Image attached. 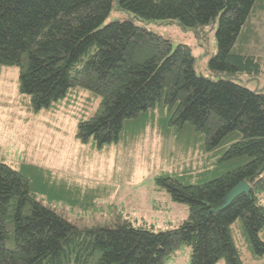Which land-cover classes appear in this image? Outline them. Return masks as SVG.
Wrapping results in <instances>:
<instances>
[{
	"label": "trees",
	"instance_id": "trees-1",
	"mask_svg": "<svg viewBox=\"0 0 264 264\" xmlns=\"http://www.w3.org/2000/svg\"><path fill=\"white\" fill-rule=\"evenodd\" d=\"M114 5L130 18L101 27ZM259 11L264 0H0V68H18L23 108L38 114L71 90L88 91L99 104L77 123L75 140L97 148L118 143L126 124L139 131L158 111L162 133L196 153L191 169L205 170L197 184L191 175L187 182L171 174L155 179L188 208L175 229L138 228L128 220L80 229L35 199V188L50 193V170L0 162V264H164L183 244L190 264H243L238 231L252 258L264 257V93L232 82L238 73L261 70L260 58L241 53ZM216 18L218 52L208 67L217 81L196 75L188 46L173 49L135 23L186 29ZM206 176L212 179L200 183ZM240 182L250 192L220 209ZM67 192L63 187L58 195Z\"/></svg>",
	"mask_w": 264,
	"mask_h": 264
},
{
	"label": "rangeland",
	"instance_id": "rangeland-1",
	"mask_svg": "<svg viewBox=\"0 0 264 264\" xmlns=\"http://www.w3.org/2000/svg\"><path fill=\"white\" fill-rule=\"evenodd\" d=\"M130 16L114 5L101 27ZM251 22L255 32L248 43H243L241 53L260 58L261 70L255 75L238 73L232 82L264 93V11L257 12ZM135 23L170 41L173 49L188 46L195 58L196 75L219 80L208 67L218 52V18L210 25L186 29L168 21ZM98 104L99 100L88 91L75 89L51 110L33 114L21 103L18 68H0V162L13 168L25 162L50 170L54 174L50 193L35 188V199L80 229L114 228L125 220L134 227L154 231L179 227L188 208L173 202L155 179L171 174L187 182L184 177L191 175V183L197 184L198 175L201 178L205 170L191 169L197 167L196 153L178 146L171 133H162L166 127L158 111L139 131L126 124L118 143L102 148L78 143L77 123L91 117ZM211 179L206 176L200 183ZM63 187L71 193L58 195ZM259 202L264 205V195L259 196ZM238 233L234 241L243 264L263 263V257L252 258ZM259 236L264 241L263 232ZM164 264H190V248L181 245Z\"/></svg>",
	"mask_w": 264,
	"mask_h": 264
},
{
	"label": "water",
	"instance_id": "water-1",
	"mask_svg": "<svg viewBox=\"0 0 264 264\" xmlns=\"http://www.w3.org/2000/svg\"><path fill=\"white\" fill-rule=\"evenodd\" d=\"M264 169V167H263ZM250 186L246 183V182H240L239 184H237L236 186H234L229 192L228 194L225 196L224 199V204L222 205V207L220 209L225 208L226 206H228L231 202H233L234 199H236L237 197H239L242 194H248L250 192Z\"/></svg>",
	"mask_w": 264,
	"mask_h": 264
},
{
	"label": "crops",
	"instance_id": "crops-1",
	"mask_svg": "<svg viewBox=\"0 0 264 264\" xmlns=\"http://www.w3.org/2000/svg\"><path fill=\"white\" fill-rule=\"evenodd\" d=\"M264 258V257H263ZM259 264H264V262L263 263H259Z\"/></svg>",
	"mask_w": 264,
	"mask_h": 264
}]
</instances>
